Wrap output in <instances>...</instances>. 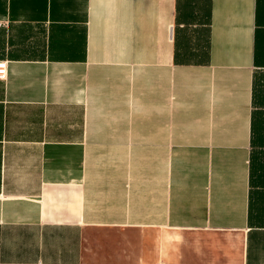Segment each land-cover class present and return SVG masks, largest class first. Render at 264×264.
I'll use <instances>...</instances> for the list:
<instances>
[{"label": "crops", "instance_id": "crops-1", "mask_svg": "<svg viewBox=\"0 0 264 264\" xmlns=\"http://www.w3.org/2000/svg\"><path fill=\"white\" fill-rule=\"evenodd\" d=\"M0 264H264V0H0Z\"/></svg>", "mask_w": 264, "mask_h": 264}, {"label": "built area", "instance_id": "built-area-1", "mask_svg": "<svg viewBox=\"0 0 264 264\" xmlns=\"http://www.w3.org/2000/svg\"><path fill=\"white\" fill-rule=\"evenodd\" d=\"M5 74H6L5 64L4 63H0V78H4Z\"/></svg>", "mask_w": 264, "mask_h": 264}]
</instances>
